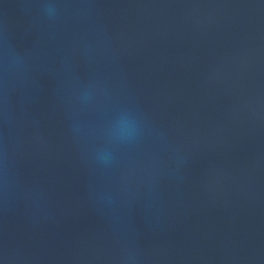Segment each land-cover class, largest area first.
<instances>
[{"label":"water","instance_id":"95a60500","mask_svg":"<svg viewBox=\"0 0 264 264\" xmlns=\"http://www.w3.org/2000/svg\"><path fill=\"white\" fill-rule=\"evenodd\" d=\"M0 264H264V0H0Z\"/></svg>","mask_w":264,"mask_h":264}]
</instances>
